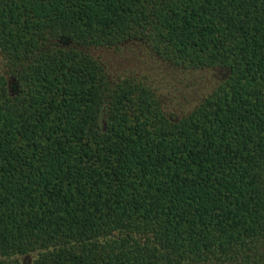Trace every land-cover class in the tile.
<instances>
[{"label": "trees", "instance_id": "obj_1", "mask_svg": "<svg viewBox=\"0 0 264 264\" xmlns=\"http://www.w3.org/2000/svg\"><path fill=\"white\" fill-rule=\"evenodd\" d=\"M0 264H264V0H0Z\"/></svg>", "mask_w": 264, "mask_h": 264}, {"label": "rangeland", "instance_id": "obj_2", "mask_svg": "<svg viewBox=\"0 0 264 264\" xmlns=\"http://www.w3.org/2000/svg\"><path fill=\"white\" fill-rule=\"evenodd\" d=\"M112 53H107V56H111ZM132 61V60H131ZM129 61V62H131ZM126 60V51H123L119 57L114 58L113 60V66L114 69H119V68H129L130 63Z\"/></svg>", "mask_w": 264, "mask_h": 264}]
</instances>
